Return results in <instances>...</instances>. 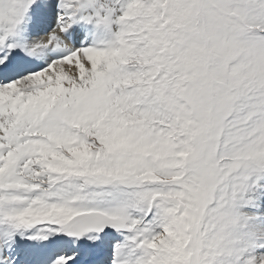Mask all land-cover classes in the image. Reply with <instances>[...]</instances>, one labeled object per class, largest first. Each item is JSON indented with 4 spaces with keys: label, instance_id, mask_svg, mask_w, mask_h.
Wrapping results in <instances>:
<instances>
[{
    "label": "snow or ice",
    "instance_id": "snow-or-ice-1",
    "mask_svg": "<svg viewBox=\"0 0 264 264\" xmlns=\"http://www.w3.org/2000/svg\"><path fill=\"white\" fill-rule=\"evenodd\" d=\"M0 264H264V0H0Z\"/></svg>",
    "mask_w": 264,
    "mask_h": 264
}]
</instances>
